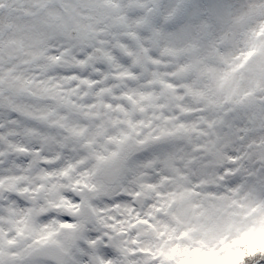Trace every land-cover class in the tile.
I'll use <instances>...</instances> for the list:
<instances>
[{
    "label": "snow or ice",
    "instance_id": "1",
    "mask_svg": "<svg viewBox=\"0 0 264 264\" xmlns=\"http://www.w3.org/2000/svg\"><path fill=\"white\" fill-rule=\"evenodd\" d=\"M0 264H264V0H0Z\"/></svg>",
    "mask_w": 264,
    "mask_h": 264
}]
</instances>
